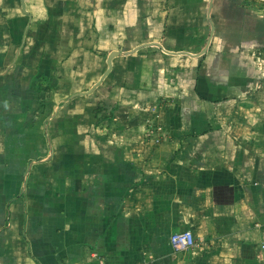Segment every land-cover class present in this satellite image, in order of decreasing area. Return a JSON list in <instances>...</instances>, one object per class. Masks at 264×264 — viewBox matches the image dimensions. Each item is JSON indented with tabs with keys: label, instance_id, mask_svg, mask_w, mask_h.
<instances>
[{
	"label": "crops",
	"instance_id": "obj_1",
	"mask_svg": "<svg viewBox=\"0 0 264 264\" xmlns=\"http://www.w3.org/2000/svg\"><path fill=\"white\" fill-rule=\"evenodd\" d=\"M185 229L202 246L175 252ZM263 243L264 0H0V264H264Z\"/></svg>",
	"mask_w": 264,
	"mask_h": 264
},
{
	"label": "built area",
	"instance_id": "obj_2",
	"mask_svg": "<svg viewBox=\"0 0 264 264\" xmlns=\"http://www.w3.org/2000/svg\"><path fill=\"white\" fill-rule=\"evenodd\" d=\"M160 129H162V127H160ZM170 243L175 252L192 251L202 246V241L196 239L191 229L172 233L170 235ZM262 247L264 248V243Z\"/></svg>",
	"mask_w": 264,
	"mask_h": 264
},
{
	"label": "rangeland",
	"instance_id": "obj_3",
	"mask_svg": "<svg viewBox=\"0 0 264 264\" xmlns=\"http://www.w3.org/2000/svg\"><path fill=\"white\" fill-rule=\"evenodd\" d=\"M144 127H145L144 132L149 135V138L151 139V142L154 145H158L166 139L164 138L166 136V133L160 129V124L158 122L155 123L152 121V122H149L148 124L146 123Z\"/></svg>",
	"mask_w": 264,
	"mask_h": 264
},
{
	"label": "trees",
	"instance_id": "obj_4",
	"mask_svg": "<svg viewBox=\"0 0 264 264\" xmlns=\"http://www.w3.org/2000/svg\"><path fill=\"white\" fill-rule=\"evenodd\" d=\"M101 112V107H97L96 108V114L100 113ZM105 117H97V120H96V125H98L100 122H102V120H104Z\"/></svg>",
	"mask_w": 264,
	"mask_h": 264
}]
</instances>
